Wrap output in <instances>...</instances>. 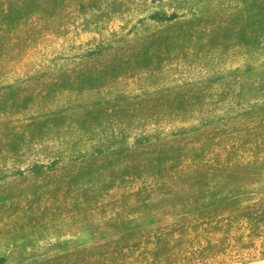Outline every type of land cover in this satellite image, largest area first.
I'll return each mask as SVG.
<instances>
[{
    "label": "rangeland",
    "instance_id": "374dc122",
    "mask_svg": "<svg viewBox=\"0 0 264 264\" xmlns=\"http://www.w3.org/2000/svg\"><path fill=\"white\" fill-rule=\"evenodd\" d=\"M0 264H264V0H0Z\"/></svg>",
    "mask_w": 264,
    "mask_h": 264
}]
</instances>
